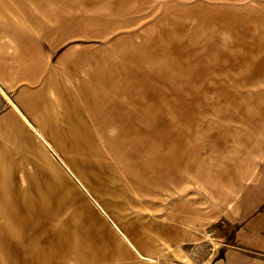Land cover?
Masks as SVG:
<instances>
[{"label":"rangeland","instance_id":"obj_1","mask_svg":"<svg viewBox=\"0 0 264 264\" xmlns=\"http://www.w3.org/2000/svg\"><path fill=\"white\" fill-rule=\"evenodd\" d=\"M57 1L64 4L67 13L86 9L93 12L96 9L94 13L99 14L102 13L99 9L105 7L106 28L102 25L95 27L91 38H73L72 35L68 41L59 40L56 46L42 38V32L36 31L33 34L39 35L36 39L45 47L40 60L37 59L44 76L32 81L20 78L15 80L11 77V67L17 69L21 61L26 59L16 54L18 48L12 42L11 34L19 32L11 29L17 25L33 24L26 13L22 14L20 7L6 0L11 3L10 10L0 14V143L9 142L1 133L5 131L6 135L11 123L16 121L35 141L38 140L32 126L17 111L11 98L22 108L25 101L30 109H35L32 115L37 117L46 116L50 108L60 117L71 106L68 92L63 91L60 98L59 93L56 95L46 87L52 74L65 75L62 63L71 48L76 52L85 48L95 50L100 61L109 56V52L103 48L109 45L114 49V45H121L129 60H115L123 67L127 66L126 69H119L117 74L123 75L122 80L125 77L130 81L129 102L126 103L131 104L137 98L135 103L145 117L150 119L149 115L154 116L158 112L156 116L160 121L165 118L171 121L166 134L178 155L175 159L183 157L187 161L186 183L184 185L179 181L178 173H181L182 168L177 162L172 175L175 183H171L169 188L164 187L162 182L156 188L143 187L131 174L121 169V161H116L114 155L108 152L96 126L92 124L93 133L97 136L95 144L104 153L91 157L95 163L94 182H87L77 176L104 211L131 238V242L137 244L138 238L150 251L151 226L167 225L175 220L174 217L178 219L185 215L191 208L190 202L195 203L198 211L203 210V219H200L199 214H189L191 220H201H197V224L192 223V228L201 233L199 236L203 241L201 244H193L191 262L198 264L209 258L222 241L223 232L219 228L225 220H218V216L231 212L230 205H225L218 215L217 210L212 209L217 199H226L230 192V175L225 170L230 171L231 165L241 163L240 158H244L242 153L264 151V139L260 136L264 135V0ZM42 18L45 26L56 24L47 15ZM67 18L75 22V17ZM96 18L100 24L104 23L102 17ZM111 57L115 56L111 54ZM76 59L75 55L72 61ZM84 69L87 71L80 70L79 75H92L90 65ZM113 72L116 71L113 69ZM74 94L80 98L79 92ZM73 110L79 111L81 119L90 123L91 117L84 101L80 100ZM69 117L73 122L77 116L69 113ZM29 118L38 127L39 122L31 115ZM46 129H50V126ZM57 158L64 167L69 168L60 155ZM28 168L31 169V166L24 164L22 154L13 150L12 144L11 152L0 150V175L10 183L12 181L15 187L29 186L24 174ZM73 180L131 253L113 257L112 250L105 245L111 241L108 235L104 236V241H93L90 238L88 247L81 245L80 241L81 251L77 254L80 257L87 254L88 260L74 261V264H154L157 259L141 258L119 235L102 208L93 202L77 180ZM97 191L101 192L103 198L98 196ZM10 204L12 207L6 208V218L0 219V226L3 224L5 228L4 235L0 236V251L3 252L0 253V264H22L33 259V256H26L25 245L35 242L38 237L30 234L29 226L34 225L26 222L28 218L23 219L30 208L24 209L12 202ZM55 211L61 215L58 209ZM11 213L22 215L16 221L21 228L20 236L12 234ZM22 219L27 225L22 223ZM53 223L57 225L59 220ZM23 226L27 229L26 234L23 233ZM143 227H149L148 231L143 232Z\"/></svg>","mask_w":264,"mask_h":264},{"label":"crops","instance_id":"obj_2","mask_svg":"<svg viewBox=\"0 0 264 264\" xmlns=\"http://www.w3.org/2000/svg\"><path fill=\"white\" fill-rule=\"evenodd\" d=\"M10 1L20 7L22 14L26 13L28 20L33 24L17 25L15 29H11L13 32H19L11 34V40L18 48L16 54L26 59L21 61L17 69L11 67L13 72L11 77L15 80L20 78L32 81L44 76L43 68L38 62L44 44L36 39L39 38L38 34H33L36 31L42 32L41 37L56 46L59 40L68 41L72 35L73 38H91L93 37L91 32L97 26L102 25L106 28L105 7L99 9L102 10L99 14L94 13L96 9L93 12L86 9L67 13L64 4L58 3L57 0ZM11 3L0 0V14L8 12ZM65 13L67 16L75 17V22L68 19ZM44 15L49 16L56 24L52 27L45 26L42 18ZM97 16L102 17L103 24H100ZM85 49L76 52L71 48L62 63L65 75L52 74L53 77L48 78L49 83L46 85L48 90H52L56 95L59 93L60 98L63 91L69 94L71 106L64 114L59 117L58 114H54V109L50 108L46 116L37 117L32 115L35 109H30L25 101L22 108L11 98L17 111L32 126L38 140L35 141L18 121L11 123L6 135L5 131L1 133L9 142L0 143V150L11 152L12 144V149L22 154L24 164L31 166V169H26L24 173L29 186L15 187L11 179L10 183L7 178L0 175V192L3 191L4 200L7 202L21 205L23 208L28 207L30 210L27 213H33L32 218L26 222L34 225L30 233L38 237L42 264L54 260L62 264L87 261L89 258L87 254H82L81 257L77 255L81 251L80 241L81 245L88 247L90 238L98 241L103 240L106 235L111 238V241L105 244L112 250L111 256L131 255L122 240L91 206L73 180H77L93 202L102 208L81 181L82 179L94 182L95 163L91 157L104 153L95 144L97 136L93 133L91 124L96 126L108 152L114 155L116 161H121V169L131 174L143 187L156 188L162 182L164 187L169 188L171 183H175L172 175L177 162L182 168L181 173H178L179 181L184 185L186 183L187 161L183 157L175 159L178 155L173 142L168 140L166 134L171 121L167 118L160 121L156 116L158 112L153 116V109L152 115L148 114L150 119L145 117L139 105L135 103L137 98L130 102L131 104L126 103L129 102L130 81L125 77L122 80L123 75L117 74L119 69H126L127 66L123 67L115 60V58L129 60L126 50L118 44L114 45V49L113 46L107 45L103 50H107L109 56L99 61L95 50ZM111 54L115 57H111ZM71 55L72 58L77 56L74 62ZM87 65L91 66L92 75H79L80 70L87 71L84 69ZM114 65L120 67L115 68ZM113 69L116 72H113ZM75 92L80 93V98L74 94ZM80 100L87 106L91 117L90 123L81 119L79 111H71ZM69 113L77 116L73 122L70 121ZM29 115L39 122L37 124L39 128L29 121ZM61 121L67 122V126L60 123ZM47 126H50V129H46ZM260 136L264 139V135ZM55 152L65 160L69 168L60 163ZM241 155L244 157L240 158L241 163L231 165L230 171L225 170L226 174L230 175V190L227 189L230 191L229 194L226 199H217V204L212 208L214 211L217 210L218 215L225 205L231 206V212L218 216V220H225L219 228L223 232L221 244L209 258L198 264H264V151L251 150ZM221 182L223 183V179ZM179 184L181 183H177ZM97 193L103 198L101 192ZM189 204L191 208L185 215L177 217L178 219L174 217L175 220L168 222L167 225L151 226V251L138 238L137 244L134 245L119 224L103 208L102 210L119 235L141 258L157 259L154 264H192L193 244H201L203 240L199 236L201 233L192 228V223L197 224L198 219L191 220L189 212L193 215L199 214L201 220L204 213L203 210L198 211L195 203ZM55 209H58L61 215ZM55 220H59L57 225L53 223ZM148 229L149 227H143L142 231ZM136 230L139 231L137 228ZM43 256L52 258L44 259Z\"/></svg>","mask_w":264,"mask_h":264},{"label":"bare ground","instance_id":"obj_3","mask_svg":"<svg viewBox=\"0 0 264 264\" xmlns=\"http://www.w3.org/2000/svg\"><path fill=\"white\" fill-rule=\"evenodd\" d=\"M55 155H56V157L58 156L57 153H55ZM2 192H0V219L6 218V216L8 214L7 211H6V208L11 209V207H12L11 204L9 202H7L6 200H5L6 201V204L3 205L4 197H3ZM19 215H21V214H12L11 213V230H12V234L13 235L16 234V235H19L20 236L21 228H20V226H17V223H16L17 218H18ZM32 216L33 215H30V213L28 214L27 212H25V214L23 215V219H27V218L30 219V218H32ZM23 219H22V221H23ZM22 223H24V221ZM24 224L27 225V223H24ZM0 225H1V221H0ZM29 229L30 230H33L34 227H30L29 226ZM4 231H5V228H4L3 224H2V227L0 226V236H3L4 235ZM26 232H27V229H26L25 226H23V233L26 234ZM7 234H8V236L11 235V233L10 234L7 233ZM30 234H32V233H30ZM25 248H26L25 249L26 256H33V259L31 261H29V260L28 261H24L22 264H42L41 261H40V251L41 250H39L40 247H39V241L38 240H36L35 242H28L25 245ZM8 251H10V250H8ZM0 253H3V252L0 251ZM37 257H38V259H37ZM54 261H51V263H53ZM12 263L14 264V262H12Z\"/></svg>","mask_w":264,"mask_h":264}]
</instances>
